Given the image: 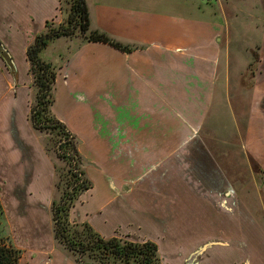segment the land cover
Masks as SVG:
<instances>
[{
  "label": "rangeland",
  "instance_id": "1",
  "mask_svg": "<svg viewBox=\"0 0 264 264\" xmlns=\"http://www.w3.org/2000/svg\"><path fill=\"white\" fill-rule=\"evenodd\" d=\"M58 2V12L55 11V15L45 21L42 31L45 30L47 21L54 25L67 23L72 12V0ZM17 3L16 0H0V43L9 52L5 54L0 50V201L5 218L0 227L5 230L0 232V236L10 237L13 245L20 249L19 264H52L46 262L45 254L55 245L57 247V244L59 248H64L54 238L53 203H59L67 191L71 166L58 153L59 132L51 128L38 130L33 126L31 109L35 104L36 89L33 87L27 54L25 52V58L22 57L17 46L12 54L5 43H13L15 38L11 37L13 31L10 28L20 23L14 21L17 17ZM144 9L192 16L212 24L213 34L220 38L214 43L219 47L214 60L220 62V65L217 64L220 79L226 77L224 70L226 60L229 61V101L239 132H232V127H227V132L223 134L220 132L218 123L222 120H226L228 125L230 123L227 116L228 102L227 99L223 100L220 88L214 101L208 103L198 100L197 107L190 109L185 102L173 105L166 100H144V95L137 94L139 90L144 92V84L135 85L138 91L134 88L132 95L127 93L130 99L126 94H121L127 92V85L113 87L114 95H105L95 101L88 99L83 90H73L70 83H67L69 74L72 73L70 69L75 64H68V61L78 44L88 41L84 35H89L93 29L89 26V30L82 32L79 28L73 36L54 39L48 46V52L56 56L59 49L61 53L53 58L56 61L47 62L58 67L57 76L59 73L60 76L58 84L56 79L55 101L50 110L75 137L81 167L91 183L90 189H93L83 192L75 201L70 209V219L76 221L78 212L82 215L81 204L88 201L87 198L94 199L98 206L107 202L109 208L117 207L119 211H112L108 215L111 224L99 222V229L104 231V234H100L105 238L118 237L122 240L145 242L143 234L127 226L132 216L124 213L125 210L118 204L126 206L130 202H140L144 205L141 198L133 201L134 196L128 194L132 188L134 192H139L142 187L147 191V186H151L154 198L159 190L165 196H171V184L174 183V190L181 195L178 200L176 197L175 211H169L164 222H169L168 228L177 232L178 238L173 234V239L162 240V247L174 248L175 243L176 247L184 248L191 244L195 235L205 233L196 228V225L200 226V222L205 220L197 209L198 202L189 192L197 186L194 179L201 174L196 169L197 162L205 157L210 160V168L214 172H221L224 182L229 184L226 189H222L220 198L213 197L215 202H226L230 209H236L233 210L236 213L229 212L230 214L227 213L218 220L214 218L217 217L216 213H212L213 220L210 221L214 222V231L228 235L230 243L214 246L209 253L208 262L236 263L245 253H253V242L249 244L246 241L244 244L242 240L249 238L254 241L259 230L264 233V78L258 74L264 61V0H148ZM35 23L34 18L33 25ZM123 43L130 45L133 50L122 51L109 46L124 53L148 48L147 42L144 46ZM9 56L14 63L12 71L5 62V58L9 59ZM164 56L161 57L162 60ZM150 58L156 59V56L150 55ZM201 58L202 61L205 59L203 55ZM72 79L76 77L73 76ZM73 82L76 85L77 82ZM82 108H91L92 117L94 116V129L90 132L82 131L84 125L77 120V113ZM101 110L105 112L102 113ZM206 110L209 118L210 115L213 116V121L205 124ZM160 112L163 114L159 116ZM189 118L193 120L192 126L200 125L196 143L188 140L189 133L184 127ZM139 123L144 125L143 131L128 132L129 126L131 129ZM161 125H166V128L169 125L181 132L146 133L151 130L150 127ZM76 127L80 131H76ZM151 137L158 138L150 140L153 147H133L136 140H142L146 145L147 138ZM93 160L107 161L110 171H103V178L99 174L102 165L99 166ZM150 164L153 167L146 171ZM111 173L114 178L110 177ZM143 175L144 180L141 178ZM227 190L228 193H225ZM112 197L114 201L108 204ZM160 215L158 212L148 213L152 220ZM137 221L144 227L143 219L138 217ZM114 223H119L121 227L118 229L121 230L113 233L111 229ZM210 230L206 233H210ZM81 259L86 264H98L87 256Z\"/></svg>",
  "mask_w": 264,
  "mask_h": 264
},
{
  "label": "crops",
  "instance_id": "2",
  "mask_svg": "<svg viewBox=\"0 0 264 264\" xmlns=\"http://www.w3.org/2000/svg\"><path fill=\"white\" fill-rule=\"evenodd\" d=\"M16 1L18 2V11L14 21L16 20L20 23L10 28L13 31L11 37L15 38L13 43H5L12 54L15 46L20 48L22 57L25 58L27 46L44 29L45 21L52 18L53 14L55 15V11L58 12L59 2L58 0ZM85 2L92 29H100L120 41L135 43L139 46H144V43L147 42L148 48L146 50L138 49L131 53H124L105 43L81 41L68 61V64L75 62L70 69L72 73L69 74L67 82L70 83L73 90H83L88 99L95 101L104 98L105 95H114L113 87L116 85H127V92L121 94H126L128 99H130L128 94L132 95L134 88L138 91L135 85L144 84V92L139 90L140 92L137 93L141 96L144 95V100H166L173 105L185 102L186 107L190 109L197 107L196 103L198 100H204L205 102L214 101V96L220 88L219 90L223 93V100L227 99L228 102L229 113L227 116L230 122L229 125L226 120L218 123L220 132L222 134L227 132V127H232L231 129L234 133L239 132L235 113L229 101V87L227 84L230 69L229 61L226 60L224 70L226 77L220 79L218 76L219 67H217L220 62L219 60H214L217 48H219L214 43L216 39L220 38L213 34L210 22L200 21L192 18V16L165 14L144 9V4L148 0H85ZM172 3H175V1H172ZM34 18L36 23L33 25ZM48 49L49 47L44 49L42 58L46 61H56L53 58H56L61 51L58 49L57 55L54 56L52 52H48ZM150 55H155L156 59H151ZM202 55L205 58L203 61ZM162 56H164L165 61L161 59ZM226 57H228V54ZM26 69H28V65ZM59 76L60 73L57 76V84L59 83ZM73 76L76 79H72ZM73 81L77 82L76 85L73 84ZM124 98L127 100L126 97ZM207 107L209 108L208 104ZM101 111L102 113L105 112ZM161 114L163 113L160 112L159 116ZM131 115L133 116L134 114L131 113ZM204 117H206V119L204 118L205 124L213 121V116L210 115V120L207 110ZM77 118L84 125L82 131L90 132L94 129V122L92 121L94 116L92 117L91 108H82L77 113ZM187 121L184 127L186 126L187 128V134L189 133L188 140L191 139L192 142L196 143L200 125L192 126V118L187 119ZM143 126L139 123L137 126H132L131 129L129 126L127 130L128 132L138 133L137 131H143ZM150 129L146 133H173L177 131L179 134L181 132L179 129L176 130L169 125H167V128L166 125H161L150 127ZM76 131H80L79 128L76 127ZM151 139L158 138H147L146 145H144L142 140L140 142L136 140L133 147L151 148L153 147L152 142H150ZM93 161H96L99 166L102 165L99 168L101 176L103 171H110L106 160ZM210 164V160H198V168L196 169L201 174L200 177L198 176L199 178L194 179L197 182V186L191 188L192 190L190 189L191 191L189 192L195 198L194 200L198 202L197 209L203 214L205 220L200 222V226L195 223L196 228L204 230L205 233L207 230H211L210 233L195 235L191 244H187L184 248L176 247L175 243L173 244L174 248L166 249L162 247V240L173 239L171 237L173 234H176L175 237L178 238V233L168 228L169 222H164V217L168 218V212L171 210L175 211V201L181 195L177 190H174V183L171 184L173 188L171 196H165L164 192L159 190L154 198L151 186H147V191H144V187H142L139 192H134L132 188V191L129 190L130 193L128 194L134 196L133 201L135 198H141L144 205L140 202H130L126 206L118 204L125 210L124 213L132 216L129 223H126L127 226L143 234L144 241L148 240L157 244L163 264H209V253L212 248L216 245H229L230 243L228 242V235H223L224 233L221 231L217 234L214 231V222L210 220H213L212 213L214 212L217 215L214 218L218 220L227 213H236V211H233L236 209L234 207L230 209L226 202L224 204L215 202L216 200L213 197L219 196L220 198L222 189L228 187L229 184L224 182L221 172H212ZM151 167H153V164H150V167L148 165L146 171H149L148 168L151 169ZM111 175L110 177L114 178V174L111 173ZM141 178L144 180V175ZM216 182L218 183L216 184ZM125 188L128 190V187ZM92 190L90 189L89 191ZM106 191L109 192L108 190ZM225 193H228V190ZM165 198L166 200H163ZM87 200L81 204L80 213L82 215L78 212L79 217H77L76 221L88 222L96 231L104 234V231L98 227L99 222H104L105 224L110 222L111 224V218L108 215L118 209L117 207L109 208V205H106L107 202L98 206L94 199L87 198ZM113 201L114 198L112 197L108 200V204ZM165 202L167 203L165 204ZM151 212H158L161 215L152 220L148 217V213ZM138 217L144 220V227L137 221ZM108 218L110 221L107 220ZM120 227L119 223L112 224L111 232L114 233L116 230H121L118 229ZM258 233H256L257 236L254 241L249 238L242 240L244 244L246 241L249 244L253 242V255L245 253L240 261L233 264H264V233L260 230ZM210 243L212 244L208 245ZM64 248H59L58 244L57 247L55 245L49 253L45 254L47 257L46 262H51L52 264H79L75 261L73 254Z\"/></svg>",
  "mask_w": 264,
  "mask_h": 264
},
{
  "label": "trees",
  "instance_id": "3",
  "mask_svg": "<svg viewBox=\"0 0 264 264\" xmlns=\"http://www.w3.org/2000/svg\"><path fill=\"white\" fill-rule=\"evenodd\" d=\"M71 13L67 23L54 25L46 22L45 30L40 32L27 48L26 54L36 89L35 104L31 109V121L38 130L51 128L59 132L58 153L69 162L71 178L59 203H53L54 238L75 256L79 264H86L81 257L93 258L98 264H163L155 242H134L118 237L105 238L88 222L71 221L70 209L79 196L91 188V183L81 167V156L75 144V137L66 125L51 113L55 101V88L58 67L43 60L41 54L50 43L62 36H73L80 28L89 30L90 20L85 0H72ZM88 41L100 42L122 51H132L131 46L112 37L108 33L93 29L84 35ZM12 71V57L5 58ZM4 210L0 201V227L4 222ZM4 228V225H3ZM5 230V229H4ZM0 229L2 233L4 231ZM21 251L8 236H0V264H19Z\"/></svg>",
  "mask_w": 264,
  "mask_h": 264
},
{
  "label": "water",
  "instance_id": "4",
  "mask_svg": "<svg viewBox=\"0 0 264 264\" xmlns=\"http://www.w3.org/2000/svg\"><path fill=\"white\" fill-rule=\"evenodd\" d=\"M0 50L2 52H4L5 54H8L9 53L8 50H7V48L2 43H0ZM7 60H9V59H7ZM12 62H13V60H12ZM258 74H259V77L262 76L264 78V61L261 64V66L259 67ZM212 243H215V242H212ZM212 243H210L208 245H211Z\"/></svg>",
  "mask_w": 264,
  "mask_h": 264
},
{
  "label": "flooded vegetation",
  "instance_id": "5",
  "mask_svg": "<svg viewBox=\"0 0 264 264\" xmlns=\"http://www.w3.org/2000/svg\"><path fill=\"white\" fill-rule=\"evenodd\" d=\"M201 160H206V158H205V157H202V159H201ZM212 172H214V170H213ZM214 173H216V172H214Z\"/></svg>",
  "mask_w": 264,
  "mask_h": 264
}]
</instances>
